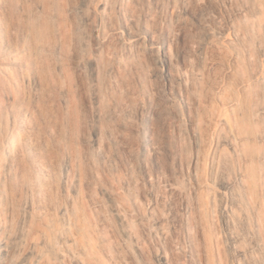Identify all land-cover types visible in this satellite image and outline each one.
Here are the masks:
<instances>
[{
	"label": "rangeland",
	"instance_id": "1",
	"mask_svg": "<svg viewBox=\"0 0 264 264\" xmlns=\"http://www.w3.org/2000/svg\"><path fill=\"white\" fill-rule=\"evenodd\" d=\"M4 3L0 210L6 207L2 191L19 188L12 176L17 162L4 151L7 133L27 165L29 137L63 172L70 153L59 135L63 123L78 147L93 154V193L107 205L113 239L130 245L135 256L123 264H264V33L255 22L264 0H66L65 14L55 7L51 19L38 0ZM63 15L71 36L59 49ZM36 18L48 21L54 36L37 79L28 30ZM128 23L147 37L169 39L177 93L150 52L127 48ZM180 51L188 56L186 68L177 61ZM60 54L69 77L58 82L53 64ZM52 75L55 82L46 79ZM243 107L257 136L248 146L261 154L255 162L240 159L236 132L223 126ZM212 115L201 146L194 129L204 130ZM147 132L154 145L144 140ZM101 148L109 150L113 166L101 165ZM113 194L131 210L127 226Z\"/></svg>",
	"mask_w": 264,
	"mask_h": 264
},
{
	"label": "bare ground",
	"instance_id": "2",
	"mask_svg": "<svg viewBox=\"0 0 264 264\" xmlns=\"http://www.w3.org/2000/svg\"><path fill=\"white\" fill-rule=\"evenodd\" d=\"M38 1L39 6L50 19L54 16L52 10L55 7H59L65 14L62 7L66 0ZM4 6V0H0V9ZM255 16L257 27L264 33V4L263 7L257 8ZM37 19L28 27L37 55L34 70L36 79L40 78L39 72L43 65L44 50H47L48 41L54 38L53 33H50L48 21L40 22ZM59 22L62 43L60 42L58 48L62 49L61 46L68 42L71 34L66 29L67 17L63 15ZM124 26L129 36V40L125 42L127 48H141L145 52H150L155 62L162 68L161 73L167 79V87L177 93L176 60L170 52L169 39L167 37L160 39H155L153 36L147 37L143 30H137L131 23ZM113 34L120 35V32L114 30ZM3 50L6 53L9 52L10 46H3ZM177 61H181L185 68L188 66L189 60L185 51L178 53ZM54 63L57 81L68 78L69 71L64 56L60 54L58 58H54ZM55 76H46V79L49 82H55ZM225 101L227 100H222L223 103H228ZM5 110L9 119V108ZM237 113L234 122L224 118L223 126L236 132L238 143L235 150L240 159L247 163L255 162L261 154L251 152L248 146L256 141L257 137L253 120L244 107ZM15 119L18 124L24 125L22 118ZM214 119V115L206 119L204 130L203 128L194 129L201 146L206 145L204 135L213 127ZM71 122L73 123L70 125L71 131L74 132L75 122L73 119ZM64 131L63 123H60V138L66 141L70 151L64 160V173L57 163L44 160L40 148L28 137L26 148L32 160L30 167L20 158L16 139L10 138L8 133L6 135L4 151L17 162L15 174L12 176L16 179L19 188L12 187L10 191H2L6 207L0 210V264H123L126 260L135 261L130 245H123L113 239L114 236L109 229L107 205L101 197L93 193L91 173L89 174L95 163L93 154L89 150L83 152L73 135L68 136V133ZM138 131H141L140 128ZM144 140L150 145L155 144L148 132ZM86 142L88 146L92 144L90 139H86ZM98 156L101 165L113 166L114 160L108 149H99ZM70 189H73V193ZM107 194L109 195V188ZM113 201L119 211L120 219L127 226L131 213L129 206L118 194H113Z\"/></svg>",
	"mask_w": 264,
	"mask_h": 264
}]
</instances>
